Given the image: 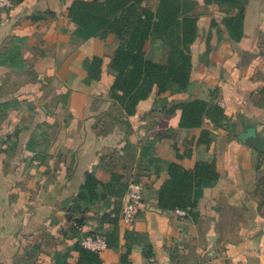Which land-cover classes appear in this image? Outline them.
Here are the masks:
<instances>
[{
	"label": "crops",
	"instance_id": "1",
	"mask_svg": "<svg viewBox=\"0 0 264 264\" xmlns=\"http://www.w3.org/2000/svg\"><path fill=\"white\" fill-rule=\"evenodd\" d=\"M73 1L0 10V264H90L93 234L107 236L99 264H264V0H178L189 82L154 86L134 113L112 94L118 35L81 30ZM170 51L144 46L165 66ZM196 101L201 124L183 126ZM134 180L144 199L126 224Z\"/></svg>",
	"mask_w": 264,
	"mask_h": 264
},
{
	"label": "trees",
	"instance_id": "2",
	"mask_svg": "<svg viewBox=\"0 0 264 264\" xmlns=\"http://www.w3.org/2000/svg\"><path fill=\"white\" fill-rule=\"evenodd\" d=\"M12 1L15 3L17 0ZM143 2L144 0H75L69 9L70 18L81 30L93 28L96 33L118 35L121 45L112 63V70L117 73L112 94L126 105L128 113H134L138 103L148 98L154 86H158L161 91L164 90V84L185 89L191 69V60L184 53L187 48L182 50V46L194 37L191 33L194 25L189 20H183L181 24L178 0H162L156 11L143 6ZM153 35L168 40L171 51L167 66L145 59L144 46ZM181 109L183 126L194 127L201 124L205 111L202 102L182 105ZM219 113L222 114L220 109ZM95 187L96 180L93 176H88L78 198L88 202L95 193ZM83 253V258L90 264H99L96 253L85 249Z\"/></svg>",
	"mask_w": 264,
	"mask_h": 264
},
{
	"label": "built area",
	"instance_id": "3",
	"mask_svg": "<svg viewBox=\"0 0 264 264\" xmlns=\"http://www.w3.org/2000/svg\"><path fill=\"white\" fill-rule=\"evenodd\" d=\"M14 6L12 0H0V10L10 9ZM144 199V186L141 181L134 180L129 184L128 194L123 205L122 218L126 224L133 223L138 215ZM180 216L188 215L185 210H177ZM82 246L93 253H100L107 248V236L105 234H93L82 241Z\"/></svg>",
	"mask_w": 264,
	"mask_h": 264
},
{
	"label": "water",
	"instance_id": "4",
	"mask_svg": "<svg viewBox=\"0 0 264 264\" xmlns=\"http://www.w3.org/2000/svg\"><path fill=\"white\" fill-rule=\"evenodd\" d=\"M256 146V145H255Z\"/></svg>",
	"mask_w": 264,
	"mask_h": 264
}]
</instances>
